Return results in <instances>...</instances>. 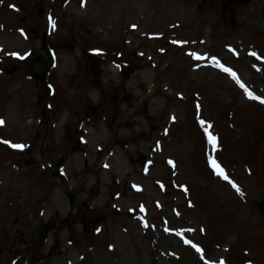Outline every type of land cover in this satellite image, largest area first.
<instances>
[{"label":"rangeland","instance_id":"1","mask_svg":"<svg viewBox=\"0 0 264 264\" xmlns=\"http://www.w3.org/2000/svg\"><path fill=\"white\" fill-rule=\"evenodd\" d=\"M263 101L264 0H0V264H264Z\"/></svg>","mask_w":264,"mask_h":264},{"label":"water","instance_id":"2","mask_svg":"<svg viewBox=\"0 0 264 264\" xmlns=\"http://www.w3.org/2000/svg\"><path fill=\"white\" fill-rule=\"evenodd\" d=\"M40 12H41V11H40ZM42 44H43V49H44L45 51H47V48H46V38H45V33H42ZM34 62H35L37 65L42 64V71H41V73H35V72H33L32 75H33L34 78L38 79V80L42 83V85L44 86V91H47L48 88H47V85H46L45 77H46V72H47V70L49 69V65H47V64L45 63V61H44V58H41V57H40V58H36V59H34L33 63H34ZM51 175H52L53 177H55V178H59L60 180L63 179V177H62L57 171H55V170H52V171H51ZM67 196H68V198L70 199V206L72 207V206H73V203H74L73 193H72V192H68ZM62 222L66 223V222H68V219L63 220ZM54 227H55L54 223H51V224L47 225L46 227H44V228L42 229V231H41V233H40V242L44 239V237H45V235L47 234V232H48L50 229L54 228ZM40 242H39V243H40ZM39 243H38V244H39Z\"/></svg>","mask_w":264,"mask_h":264},{"label":"snow or ice","instance_id":"3","mask_svg":"<svg viewBox=\"0 0 264 264\" xmlns=\"http://www.w3.org/2000/svg\"><path fill=\"white\" fill-rule=\"evenodd\" d=\"M13 55H19L18 53H13ZM193 55H196V54H193ZM253 55H256L255 53H253ZM198 59L200 58V57H197ZM214 59V61H215V58H213ZM215 63H216V66L217 67H220V68H222L225 72H228V73H230L234 78H236V74L234 73V72H232V70L231 69H229V68H224V66L222 65V64H220L219 63V61H215ZM241 87H244V85L243 84H241ZM246 91H247V89H245ZM248 95L250 96V97H252V98H255V99H260L259 97H253V94L251 93V92H248ZM0 123H3V121H0ZM205 122L204 121H201V124L203 125ZM206 130V132H207V129H205ZM208 134V137H209V140H210V142L211 143H213V145H215V143H216V137H214L210 132H208L207 133ZM6 143H7V141H6ZM13 147H16V148H22L23 147V145H12ZM210 164H211V166H212V168L214 169V170H216L217 171V174L218 175H221V176H223V178L225 179V180H228V177H227V175L224 173V171H223V169L220 167V165L217 163V161L214 159V158H211L210 159ZM234 187H235V185H234ZM237 191H239V188L237 187ZM178 235L180 234V233H177ZM186 243H189V244H192V242L190 241V240H186L185 241ZM193 247H196L197 248V251H202L198 246H196V245H193Z\"/></svg>","mask_w":264,"mask_h":264},{"label":"bare ground","instance_id":"4","mask_svg":"<svg viewBox=\"0 0 264 264\" xmlns=\"http://www.w3.org/2000/svg\"><path fill=\"white\" fill-rule=\"evenodd\" d=\"M219 176V175H218Z\"/></svg>","mask_w":264,"mask_h":264}]
</instances>
